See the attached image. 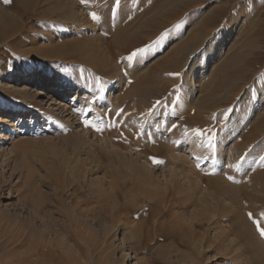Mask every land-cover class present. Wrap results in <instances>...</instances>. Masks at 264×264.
<instances>
[{
	"label": "rangeland",
	"instance_id": "374dc122",
	"mask_svg": "<svg viewBox=\"0 0 264 264\" xmlns=\"http://www.w3.org/2000/svg\"><path fill=\"white\" fill-rule=\"evenodd\" d=\"M56 3L78 7V17L71 24L56 20L66 14L52 11ZM8 6L19 32L11 45H0V106L23 110L0 140V264H255L238 235L237 243L229 236L214 249L206 224L204 235L189 224L198 223L205 200L228 179L252 225L258 230L259 220L264 228V189H256L259 183L264 188V101L257 107L264 89V0H11ZM228 23L235 24L229 37L223 32ZM223 43L226 60L215 61L208 82L195 83L206 61L201 55ZM137 49L145 51L129 60ZM192 67L197 72L189 94L185 74ZM238 109L243 114L231 121ZM86 119L104 130L86 126ZM80 134L97 151L80 156L85 167L70 153ZM195 137L198 144H190ZM144 147L158 148L149 155L155 184L112 157ZM231 151L234 164L224 158ZM173 181L184 199L174 203L175 213L171 206L153 208L146 188L164 192ZM55 187L63 199L88 203L92 236L83 240L69 213L63 217ZM43 197L51 203V220L76 231H62V240H51L45 252ZM115 210L126 216L112 221ZM222 212L227 226L228 212ZM147 226L150 236L142 241L135 233H147Z\"/></svg>",
	"mask_w": 264,
	"mask_h": 264
},
{
	"label": "bare ground",
	"instance_id": "6f19581e",
	"mask_svg": "<svg viewBox=\"0 0 264 264\" xmlns=\"http://www.w3.org/2000/svg\"><path fill=\"white\" fill-rule=\"evenodd\" d=\"M11 1V0H10ZM20 2H22L23 0H19ZM2 3V2H1ZM9 3V2H8ZM8 3H5V1L3 2V4H5V7L4 5L3 6H0V45L1 44H7V45H11L13 42V36H15V33L18 31V26L16 25L15 23V19H14V14H12L11 12L8 11ZM26 3V2H25ZM60 4V3H59ZM58 3H56V5H54V8L53 7H50L49 5H47V9H52V11L54 10H61V11H65V15L63 16H57L56 17V20H59V21H67L69 24H71V22H73V20H75L77 17H78V7L76 6H73V4H70V5H65V4H61L59 5ZM68 4V3H67ZM1 5V4H0ZM16 12V11H14ZM242 12V11H241ZM241 16V15H240ZM237 17V16H236ZM54 18V16H53ZM241 18V17H240ZM22 19V18H21ZM55 20V19H54ZM237 23V22H236ZM67 24V23H66ZM235 24H232V23H228L226 26H225V29H224V33L226 34H229L228 37L230 36V33L232 32V30L234 29ZM19 32V31H18ZM223 33V34H224ZM226 37V36H225ZM226 42V41H225ZM222 43V42H221ZM224 45L225 43L223 44H219L217 46V48H214L213 50H210L208 54H202L201 57L203 58H206V61H204V64L202 67H200V69L198 70V72L196 71V67H192L191 70L185 74V76L187 77L188 79V82H191V84H189V86H191L188 90V93L191 94L192 93V90H194V83H193V79H194V76L197 73H199V78L197 79V81L195 80L194 82L195 83H198L200 81H202V79L204 80L203 83H206L208 82L209 78L211 77V73L213 74L212 72V67L215 63V61L219 60L221 57V53L224 51L226 52V48H224ZM227 47V46H226ZM213 48V47H212ZM233 48V47H232ZM238 51V50H237ZM205 53V52H204ZM242 53V52H241ZM226 54V53H225ZM238 54V52H237ZM243 54V53H242ZM233 55V54H231ZM208 56V57H207ZM226 57V56H225ZM228 57V56H227ZM238 57V56H236ZM211 58H213L214 60L212 61H209ZM226 60V59H225ZM233 61V60H232ZM231 61V62H232ZM206 66H208V69L206 70ZM210 69V70H209ZM223 69V68H222ZM200 71V72H199ZM206 72V73H205ZM204 75V76H202ZM198 76V75H197ZM185 77V78H186ZM56 79V78H55ZM59 79V78H58ZM111 79V78H110ZM110 79L108 80V82L110 81ZM200 79V81H199ZM80 84V83H79ZM78 84V86H80ZM60 84H57L56 86H58ZM76 85V84H75ZM77 86V85H76ZM71 86H66V89H70ZM23 90V89H22ZM114 91V89L111 90V93ZM29 91L27 90H23L20 92V94L22 96H28ZM191 97V96H190ZM81 99V98H80ZM209 99V98H208ZM208 99H206L205 102H208ZM205 100V99H204ZM211 100V99H210ZM264 101V89L262 90L261 94H260V97L257 101V107L260 106L261 102ZM85 102H88V101H85ZM203 104H206V103H203ZM212 104V103H211ZM264 104V103H263ZM87 105V104H86ZM255 108V106L253 107ZM23 109H17V110H10V109H7V108H3L0 106V140H3V137L6 136V132H9L11 130L14 129V126L12 121H13V118L15 116H18V113L21 112ZM255 109L253 110H250L251 112L254 111ZM256 111V110H255ZM247 112V111H246ZM16 113V115L14 114ZM250 113V112H249ZM241 114H243L242 112H240V109L232 112L231 114V121L232 119H234V117H239ZM254 114V113H253ZM42 120L44 121V123H47L48 122V116H47V113H43L42 114ZM39 116V115H38ZM255 116V115H254ZM4 117V119H3ZM230 119V118H229ZM130 120V119H129ZM132 121V123L134 122V120H130ZM39 123V122H37ZM36 123V125H37ZM51 123V122H50ZM136 124V123H135ZM143 124V123H142ZM231 124V123H230ZM236 124V123H235ZM238 124V123H237ZM129 128V127H128ZM127 129V128H126ZM227 131L229 132V130L227 129ZM264 131V130H263ZM14 132V131H12ZM129 132H130V129H129ZM132 132V131H131ZM262 132V131H261ZM229 134V133H228ZM81 135V134H80ZM69 136V135H68ZM83 136V135H81ZM224 136V135H223ZM85 136H83L82 138L81 137H76V139L72 138V141L74 140H77L76 142L74 141V143L72 144V151L70 152L72 155H73V158L77 159L76 162H78L80 165L83 164V160L82 157L80 158V156L82 154H87L88 152H95L96 150L95 149H92L90 147V145H87L88 143L86 142V138H84ZM169 137H172L171 134L169 135ZM168 137V139H169ZM227 137V136H225ZM198 138V137H197ZM197 138L195 137V140L190 142V144L195 143L198 144L196 142ZM224 138V137H223ZM71 140V139H70ZM264 140V139H263ZM262 140V141H263ZM69 141V140H68ZM224 141V140H222ZM262 141L260 143H262ZM70 142V141H69ZM107 142V141H106ZM104 143V142H103ZM110 144V143H109ZM108 144V145H109ZM124 144V143H123ZM126 144V143H125ZM218 144H221V143H218ZM105 144H102L100 146H103ZM114 146V145H113ZM125 146V145H124ZM117 147V146H116ZM130 147V146H129ZM132 147V146H131ZM220 147V146H219ZM114 148V147H113ZM128 148V146H126V149ZM134 148V147H133ZM261 148V147H260ZM3 149V148H2ZM126 149H121V151H113V155L112 157H114L118 162H121V161H127V166L132 168L135 173L137 174V176H142L144 178V180H150L152 181L153 184H155V182H153V178L151 177V174H150V170H151V161H150V158H149V155H151V152L152 151L153 153L154 152H157L158 148H154V147H151L150 150H148V147H144L143 151H140V150H137L139 152H131V151H128V153L126 154V152H122V150H126ZM262 149V148H261ZM219 150V149H218ZM217 150V151H218ZM97 152V151H96ZM95 152V153H96ZM218 152H221L218 151ZM258 152V150H256V153ZM134 153V154H133ZM158 153V152H157ZM255 153V152H253ZM219 154V153H218ZM220 155V154H219ZM221 155L222 152H221ZM219 156V157H222V156ZM226 155V154H225ZM254 155V154H253ZM175 156V155H174ZM252 156V154H251ZM178 157V156H177ZM226 157V158H225ZM253 157V156H252ZM78 158H80V160H78ZM225 159H228L231 163L235 162V158L232 154V151H231V155L228 156H224ZM181 159V158H180ZM255 159V158H254ZM80 161V162H79ZM227 161V160H226ZM225 161V162H226ZM86 162V161H85ZM83 164V166L85 167L87 164V162ZM78 163L76 165H78ZM90 163V162H89ZM122 163V162H121ZM126 163V162H125ZM228 163V162H227ZM234 164V163H233ZM232 164V165H233ZM251 164V163H250ZM88 165V164H87ZM231 165V166H232ZM247 165H249V162L247 163ZM245 166V165H244ZM81 167V166H80ZM79 167V168H80ZM78 168L79 170H81L83 173H85L86 170H88L87 168ZM249 167V166H248ZM247 167V168H248ZM77 168V166H76ZM75 168V169H76ZM91 168V166H90ZM90 168H89V172H86V174H91L90 172ZM230 168V167H229ZM86 169V170H85ZM98 169V168H97ZM70 171V170H69ZM250 171V169H249ZM252 171V170H251ZM78 172V171H77ZM76 172V174H77ZM81 172V173H82ZM248 172V170H247ZM255 172V171H254ZM70 173V172H69ZM72 173V172H71ZM80 174V171L78 172ZM249 173V172H248ZM258 174V173H257ZM83 175V174H81ZM134 175V174H133ZM259 175V174H258ZM77 177L80 176V175H76ZM85 176V175H84ZM136 176V175H135ZM134 176V177H135ZM173 176V175H172ZM195 176V175H194ZM76 177V178H77ZM81 177V176H80ZM88 177V176H86ZM257 177V176H256ZM75 178V179H76ZM79 178V177H78ZM188 178V177H187ZM258 178V177H257ZM261 178V182L262 180H264V174H261V176L259 177ZM258 178V180H259ZM47 179V178H46ZM87 179V178H86ZM221 179V178H220ZM48 180V179H47ZM143 180V179H142ZM191 179L189 178V181ZM51 179L45 183H48V184H51ZM144 181V182H145ZM172 181V180H171ZM176 181V180H174ZM173 181V184L171 183V185L169 187L166 186L165 188V191L164 192H158V187L157 188H154V189H149L146 188V191L144 193L146 199L150 202H153L154 203V206L153 208H156V209H164L165 207H168V206H171L170 207V212L171 213H175L176 209L173 208L175 206L174 203L176 202H179L181 203L184 199L182 198H178L179 196V191H178V186L177 184H175ZM193 181V180H192ZM219 181V180H218ZM225 181V183L223 185H217V189H215L216 191V195L212 196L210 195L209 196V199L207 198L204 202V205H203V211L205 210V212H203V216L200 215L202 218H200L199 220L197 219L198 223H193L191 222L189 225H190V230L193 231V229H198V231L201 232L202 235H204V233L206 231H201L202 228L204 227V225L206 224V228L210 231L208 232V234L210 236H208L209 238H205L206 240H208V243L210 244H207V242L204 241V245H208L210 247V245H216L214 249H218V246L219 244L218 243H221V242H225V240H227L228 238H230L229 236H232L231 239L229 240H236L238 239L239 237H241L240 239H243L242 241H244V243L242 244H245V242L247 243V246L250 250H248V252L252 251L253 253V256H252V261L255 263V264H264V239L263 237L261 236V234H259L258 230H256V227L252 225V222H251V219H250V216L248 215V212L241 206V203H240V200L238 195H237V189H236V185H234V182L232 181H229L228 179L226 180H223ZM222 181V182H223ZM166 182V181H165ZM85 183V181L83 182ZM150 183V185L153 186V184ZM194 183V182H193ZM197 183V182H196ZM80 184V183H79ZM146 184V183H145ZM175 184V185H174ZM198 184V183H197ZM219 184V183H218ZM221 184V182H220ZM83 186H85V184H81ZM148 185V184H147ZM260 185V183H259ZM258 184L256 186L253 185V188L256 187V189H264V188H261L263 186H259ZM66 186V185H65ZM64 186V187H65ZM73 186V185H72ZM88 189L89 190V194L92 193L91 191V188L89 187V185L87 184ZM149 186V185H148ZM154 186V187H155ZM259 186V188H258ZM59 187V186H58ZM74 187V186H73ZM72 187V188H73ZM75 188V187H74ZM140 188V187H139ZM245 188V187H244ZM54 196H53V199H55V204L58 206L57 208L61 210V214L63 215V217H67L68 216L66 214L69 213L70 215V219H71V223L75 225H77V230L79 229L81 231V234L84 238H82L83 240L87 239V237H90L92 236L91 232L89 230H91V227H92V221L90 219V208H85V205H88V203H84V207H82L81 203L79 202V200H75L74 203H72L71 200H66V199H63V192H61L60 190H58L57 187H55L54 189ZM180 190V189H179ZM141 191V190H140ZM184 191V190H183ZM258 191V190H257ZM182 193V192H181ZM72 194H75V191L72 190ZM186 193H184L183 195H185ZM218 196V197H216ZM184 198V197H183ZM45 197H43V244H44V249H43V252H45L46 250L49 249L48 247V243L52 241H56L58 243V240H62V236L64 235L62 233V231H67V233H71L72 231L76 233L75 229H72V231H70L69 229L68 230H65V228H62L61 226H59V224H57L56 222H54L53 220H51V210H50V207L47 205L48 201L47 199H45ZM71 199V198H70ZM187 200V199H185ZM190 201V200H189ZM188 201V202H189ZM48 204H51V203H48ZM184 204V203H183ZM151 205V204H150ZM173 205V206H172ZM244 205V204H243ZM52 206H54L52 204ZM207 207H209L210 209L208 210L207 212ZM245 207V206H244ZM52 208V207H51ZM227 210L228 214H226L227 216V219L229 221V225L227 224V226H224L222 224V222L225 221L226 218H224V216L222 215V211H225ZM244 211V212H243ZM167 212V211H166ZM178 212V211H177ZM227 212H224L227 213ZM170 213V214H171ZM201 213V212H200ZM80 215L82 216L83 220L80 222V221H75V216L76 215ZM113 216V220L112 221H118L117 219H120V217L122 215L126 216V214L124 212H121V211H118V210H115L114 213L112 214ZM198 215V214H197ZM155 218V217H154ZM69 219V218H68ZM74 220V221H73ZM70 221V220H69ZM145 222V221H144ZM227 222V220H226ZM78 223V224H76ZM131 225V224H129ZM142 224L140 223V226ZM223 225V226H222ZM139 226V227H140ZM143 226V225H142ZM68 227V225H67ZM76 227V226H75ZM131 227V226H130ZM180 227V225H179ZM71 228H74L71 226ZM141 228V227H140ZM149 226L146 227V230H147V233L146 232H143L141 233L142 231H144V227L141 228V232L139 233H135V236L137 237H140L139 239H141L142 241L146 238H148L150 236V232H149ZM188 228V227H187ZM108 233V232H107ZM80 234V232H79ZM75 235V234H74ZM73 235V236H74ZM106 235V234H105ZM109 233L106 235L108 237V239L110 240V237L108 236ZM207 235V234H206ZM239 237H238V236ZM77 236V235H76ZM75 236V237H76ZM105 236V237H106ZM199 236V235H198ZM197 236V237H198ZM237 238H234L236 237ZM52 237V239H50ZM191 237V236H190ZM194 238V236H192ZM204 238V237H203ZM106 240V239H104ZM233 240V241H234ZM64 241V240H63ZM232 241V245L237 243V240L236 242L234 243ZM108 245L109 244V241L107 240L106 241ZM200 242V241H199ZM229 242V241H228ZM231 242V241H230ZM240 242V241H238ZM52 243V242H51ZM56 243V244H57ZM67 243V242H66ZM65 243V244H66ZM227 243V242H226ZM60 244V243H59ZM64 244V243H62ZM68 244V243H67ZM98 244V243H96ZM105 244V243H104ZM223 244V243H222ZM220 244V245H222ZM231 244V243H230ZM105 247H108L106 246ZM202 245V244H201ZM231 245V246H232ZM51 246V245H50ZM61 246V245H60ZM63 246V245H62ZM206 246V247H208ZM225 246V245H224ZM228 246V245H226ZM230 246V247H231ZM240 246V245H239ZM214 247V246H212ZM103 248V247H102ZM221 248V247H220ZM229 248V247H227ZM233 248V247H232ZM247 248V247H246ZM223 249H226V248H223ZM240 249H243V248H240ZM245 249V248H244ZM243 249V250H244ZM71 250V249H70ZM203 250V249H202ZM205 250V249H204ZM233 250L238 251L236 248H233ZM240 251V252H243ZM110 251V250H109ZM112 251V250H111ZM230 251H232L230 249ZM228 252V253H231L232 252ZM108 252V251H107ZM246 253V252H245ZM195 254V253H194ZM218 254V253H216ZM240 254V253H239ZM239 254L237 255V257L239 256ZM243 254V253H242ZM252 254H249L252 255ZM215 255V254H214ZM232 256V255H231ZM240 256H245V255H241ZM237 257H234V258H237ZM241 257V258H243ZM246 258H248V256L246 255L245 256ZM245 259V258H243ZM250 258H248L247 260H249ZM238 260V259H237ZM240 263L242 262V259H240ZM251 260V259H250ZM239 261V260H238ZM244 262V261H243ZM242 262V263H243ZM217 263V262H216ZM128 264H132L131 261H128ZM219 264V263H217ZM245 264H252L251 261L250 262H247L245 261Z\"/></svg>",
	"mask_w": 264,
	"mask_h": 264
},
{
	"label": "snow or ice",
	"instance_id": "6c2138e0",
	"mask_svg": "<svg viewBox=\"0 0 264 264\" xmlns=\"http://www.w3.org/2000/svg\"><path fill=\"white\" fill-rule=\"evenodd\" d=\"M8 2H10V0H5V3H8ZM95 18H96V16H95V14L93 13V19H95ZM177 26H178V25H177ZM144 51H145L144 49H137L136 51L132 52V53L128 56V59H129V60H132V59H134V58L137 56L138 53H142V52H144ZM169 75L179 76L180 73H169ZM178 99H179V96H177V100H178ZM156 103L159 104L160 101H157ZM173 103H175V101H174ZM85 125H86V126H91V127L95 128V130L98 131V132H102V131L104 130V127H103V126H101V125H97L96 123H94V122H92V121H90V120H87V119L85 120ZM109 126H110V127H115L116 125H115V123H113V124H111V125H109ZM192 131H193L196 135H202V132H201L200 129H193ZM153 161H154L155 163H163V161H161V160H157L156 158H153ZM229 179H231V177H229ZM249 216L251 217L252 214L249 213ZM261 217L264 218V213H261ZM254 222L256 223L257 228H258L260 234H261L262 236H264V228H261V227H260V221H259V220H256V221H254Z\"/></svg>",
	"mask_w": 264,
	"mask_h": 264
}]
</instances>
